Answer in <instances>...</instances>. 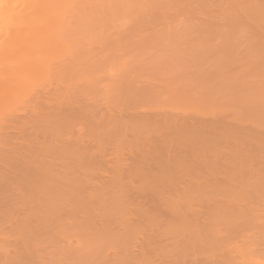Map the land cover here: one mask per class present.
I'll use <instances>...</instances> for the list:
<instances>
[{
	"label": "bare ground",
	"instance_id": "obj_1",
	"mask_svg": "<svg viewBox=\"0 0 264 264\" xmlns=\"http://www.w3.org/2000/svg\"><path fill=\"white\" fill-rule=\"evenodd\" d=\"M0 264H264V0H0Z\"/></svg>",
	"mask_w": 264,
	"mask_h": 264
}]
</instances>
